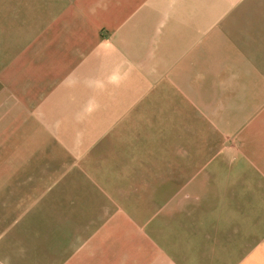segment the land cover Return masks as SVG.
Masks as SVG:
<instances>
[{"label":"crops","instance_id":"obj_1","mask_svg":"<svg viewBox=\"0 0 264 264\" xmlns=\"http://www.w3.org/2000/svg\"><path fill=\"white\" fill-rule=\"evenodd\" d=\"M15 1L12 12L22 25L13 27L29 39L7 64L12 95L0 139L6 149L0 213L10 223L0 243L14 229L40 226L30 224V216L45 208L47 159L61 165L64 176L79 172L78 165L97 164L104 144L113 147L118 133H132L129 122H141L155 106L157 115L203 124L189 131L176 118L143 125L142 132L161 131L165 143L180 133L181 145L193 133L201 142L197 149L208 152L151 159L142 179L164 199L147 211L170 220L189 213L185 193L194 189L190 182L201 181V232L190 238L201 246V264H264V0ZM115 72L124 77L119 86L108 82ZM90 80L104 87H90ZM91 98L98 107L89 113ZM134 161L124 157L121 164ZM159 184L165 187L157 190ZM136 210H114L60 264H178L131 214Z\"/></svg>","mask_w":264,"mask_h":264},{"label":"rangeland","instance_id":"obj_2","mask_svg":"<svg viewBox=\"0 0 264 264\" xmlns=\"http://www.w3.org/2000/svg\"><path fill=\"white\" fill-rule=\"evenodd\" d=\"M17 1L20 2V0L15 2L17 3ZM12 4L13 0H0V139L3 137V140H5L7 132L4 123L8 118L6 112L11 106L8 95L9 93L12 95L11 87L10 90L7 88V64L16 54L13 51H20L22 44L29 39L22 35L23 32L20 28L17 30L13 27L22 25V20H17V17L15 19L12 12L15 5ZM18 54L20 55V53ZM160 103L164 105L160 109H164L165 113L166 110L169 111V106L167 107L165 102ZM157 107L159 108V106ZM154 108L155 106H151L140 115L141 122L136 120L129 122L132 133L128 134L124 131L118 133L113 139V147H109V143H105L103 146L105 149L100 151L104 155L96 160L97 164L78 165L76 167L78 171L80 170L79 172L64 176L60 170L61 165L58 166L57 162L53 164L47 159L45 162L47 194L45 208L43 212L34 214L36 218L30 216V224H40V226H26L27 231L14 229L9 241L4 240L0 243V264L37 263L34 261L23 262L18 254L40 256V258L45 259L44 264H60L68 257L74 247H77L85 237L96 229V226L112 215L114 210L121 208L138 209L135 212L132 211L131 214L143 225L145 231L156 237L161 246L169 251L178 264H201V246L197 247V240H190L193 235L196 236L197 232H201V226L199 228L201 213L197 212L198 208L199 211L201 210V181L190 182L191 189H194L189 191L191 194L185 193L190 197L187 200L192 205L190 212L174 214V219L170 220L155 216L156 213L151 214L147 211L150 209V204L155 201L160 202L164 198L160 196L162 192L157 197L153 196V192L148 187L151 181L142 179V176L146 168L148 173L152 169L149 166L151 159L162 162L166 158H197L202 151L207 153L208 150L197 149L201 147V142L197 143L194 140L192 136H196V134L193 133H189L190 141L186 136L185 144L181 145L177 139L179 138L177 136L181 135L180 133L172 134L170 138L173 141L170 140L171 143H165L159 138L163 134L161 131L147 134L140 130L146 127L143 125L156 126L164 123L166 125L170 124L168 120L176 118L183 119V124L189 125V131L192 130L193 125L197 126L201 123L193 122L194 118L190 116L184 118L168 116L169 118H166L157 115V113H152V111H156ZM149 136H154L155 141L150 142ZM49 141L47 137V144ZM210 149L212 150V148ZM5 153L6 149H0V158ZM124 157L133 161L137 159L134 161L135 164L127 166L126 162L121 164ZM161 166L163 165H157L156 168L160 169ZM176 166L181 168V165L175 163V169ZM190 167L192 172L195 166ZM171 183L181 186L186 182L174 181ZM164 187V185L159 184L157 190ZM165 190L171 192L169 188ZM175 196L172 198L176 202L185 201V198ZM142 204L146 205L142 206ZM176 206L179 205L175 204ZM104 207L111 212L101 211ZM16 215L14 212L13 216ZM2 216L5 217V214L0 213V225H3L0 232L5 233L8 229L5 224H9L10 219L2 220ZM3 237L5 238V235ZM191 241L196 249L192 247Z\"/></svg>","mask_w":264,"mask_h":264},{"label":"clouds","instance_id":"obj_3","mask_svg":"<svg viewBox=\"0 0 264 264\" xmlns=\"http://www.w3.org/2000/svg\"><path fill=\"white\" fill-rule=\"evenodd\" d=\"M123 79H124L123 76H121L118 72H115L108 77V82L115 86H119V84L122 82ZM88 84L90 87H95L97 89H102L104 87L103 81L100 80H90L88 81ZM95 107H98L97 102L94 98H91L88 101L85 111L90 113Z\"/></svg>","mask_w":264,"mask_h":264}]
</instances>
